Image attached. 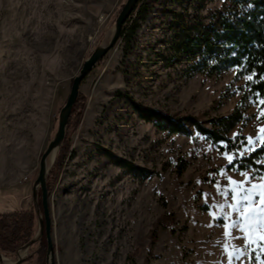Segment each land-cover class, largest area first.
<instances>
[{
    "label": "rangeland",
    "instance_id": "obj_1",
    "mask_svg": "<svg viewBox=\"0 0 264 264\" xmlns=\"http://www.w3.org/2000/svg\"><path fill=\"white\" fill-rule=\"evenodd\" d=\"M125 1L0 0V179L19 175L21 185L30 178L23 203L21 190L0 188V213H34L39 156L56 131L71 81L108 39ZM139 1L148 8L132 37L118 38L79 86L85 102L47 195L53 264H264V229H245L241 199L246 189L253 208H264V174L227 168L229 155L236 160L264 138L262 110L244 106L247 119L227 135L243 137L244 144L226 154L196 135L156 130L128 102L203 123L233 110L244 81L234 70L188 76L183 64L165 61L176 15L206 22L221 3ZM119 161L150 174L140 178ZM259 163L264 166V159ZM164 212L174 215L173 225L159 229L150 245L149 230ZM37 219L34 213L32 243L0 253V264H36L44 238ZM41 258L45 264V250Z\"/></svg>",
    "mask_w": 264,
    "mask_h": 264
},
{
    "label": "trees",
    "instance_id": "obj_2",
    "mask_svg": "<svg viewBox=\"0 0 264 264\" xmlns=\"http://www.w3.org/2000/svg\"><path fill=\"white\" fill-rule=\"evenodd\" d=\"M221 7L208 15L206 22L186 16L176 15L178 23H172V42L168 48L166 63L184 65L188 76L200 74L206 77L234 70L235 79H243L239 86V98L233 110L226 116L210 118L203 123L190 115L173 116L161 113L149 107L137 105L130 98L128 102L137 118L150 123L156 130L168 134L180 135L195 140V135L209 141L219 151L226 154L239 149L243 137L229 138L227 135L240 123L245 122L244 106L255 105L264 111V0H219ZM138 0L133 11L125 20L129 23L127 31L121 27L118 38L129 40L138 23L143 21L147 12V3L139 6ZM135 18L131 20V16ZM125 34V35H124ZM252 76V80L247 79ZM85 98L79 93L71 107L66 129L54 162L46 176V194L51 191L63 160L68 151V138L75 130ZM264 117V116H263ZM264 159V146L261 143L246 155L234 160L228 169L245 172L252 170L264 174V166L259 162ZM181 160H179V163ZM176 165V174L180 176L183 164ZM119 166L137 174L140 178L150 173L125 161ZM38 197V194H37ZM174 215L162 213L153 222L149 233V244L157 239L159 229L173 225ZM34 229V213L31 209L0 213V253L12 254L20 246L30 242ZM36 264H43L41 258L45 250L44 238L40 241Z\"/></svg>",
    "mask_w": 264,
    "mask_h": 264
},
{
    "label": "water",
    "instance_id": "obj_3",
    "mask_svg": "<svg viewBox=\"0 0 264 264\" xmlns=\"http://www.w3.org/2000/svg\"><path fill=\"white\" fill-rule=\"evenodd\" d=\"M137 1L138 0L125 1L114 20L112 31L108 39L91 52L88 58L82 63L78 74L73 77L66 100L58 112L56 131L52 139L47 143L44 151L39 156L37 174L31 187V201L34 213L36 216H38L37 223L39 235H44L45 239V264H53V247L50 238L51 222L49 220L45 186L46 176L51 165L49 167L46 166V159L51 153H56L63 141L67 119L69 117L71 107L78 95L80 83L91 72L95 65L106 55V53L115 45L116 41L118 40L121 27L130 13L133 11ZM37 190L39 191L40 209L38 208L36 201ZM40 213L41 217L39 216ZM31 243L32 241H30L28 245ZM17 262L15 264H18Z\"/></svg>",
    "mask_w": 264,
    "mask_h": 264
},
{
    "label": "snow or ice",
    "instance_id": "obj_4",
    "mask_svg": "<svg viewBox=\"0 0 264 264\" xmlns=\"http://www.w3.org/2000/svg\"><path fill=\"white\" fill-rule=\"evenodd\" d=\"M247 79L251 81L252 76H248ZM260 103L264 104V100H261ZM261 116H264V111L261 112ZM260 131L264 132V129H261ZM248 140L249 142H251L252 138L249 137ZM260 143L262 146H264V138L261 139ZM252 150L255 151V148L253 147ZM227 159H228L229 164L234 163L233 157L231 155H229ZM261 187L264 188V185H262ZM242 191L244 192V195L241 197V199L246 202L244 204V210L242 213V216L245 218L244 219L245 229H250L252 231H255L256 226H259L261 229H264V208H260L258 211L255 208H253L252 193L248 192L246 189ZM260 196H261V199L259 203L264 204V192H261ZM232 199H237V197L234 195L232 196ZM245 229H242V230H245ZM242 254L243 253H240V255ZM236 258H239V257L237 256Z\"/></svg>",
    "mask_w": 264,
    "mask_h": 264
},
{
    "label": "crops",
    "instance_id": "obj_5",
    "mask_svg": "<svg viewBox=\"0 0 264 264\" xmlns=\"http://www.w3.org/2000/svg\"><path fill=\"white\" fill-rule=\"evenodd\" d=\"M7 179L8 180L0 179V188H1V190H6V191H9V192H10V189L12 191H14V192L15 191L17 192L18 190H21V193H20L21 199H20V201H21V203H23V201H25V199L27 197L25 193L23 194V190L26 189L25 188L26 183L28 181L30 182V178H29V180L26 183H23L21 185L18 183V181L20 179V176L19 175L18 176H15V177H12V176L8 175V178ZM18 184H19V186H16Z\"/></svg>",
    "mask_w": 264,
    "mask_h": 264
},
{
    "label": "bare ground",
    "instance_id": "obj_6",
    "mask_svg": "<svg viewBox=\"0 0 264 264\" xmlns=\"http://www.w3.org/2000/svg\"><path fill=\"white\" fill-rule=\"evenodd\" d=\"M107 40V39H106ZM57 153V151H56ZM56 153H51L47 159H46V166L49 167L50 165L52 166L53 162H54V159H55V156H56Z\"/></svg>",
    "mask_w": 264,
    "mask_h": 264
},
{
    "label": "built area",
    "instance_id": "obj_7",
    "mask_svg": "<svg viewBox=\"0 0 264 264\" xmlns=\"http://www.w3.org/2000/svg\"><path fill=\"white\" fill-rule=\"evenodd\" d=\"M0 259H1V257H0Z\"/></svg>",
    "mask_w": 264,
    "mask_h": 264
}]
</instances>
